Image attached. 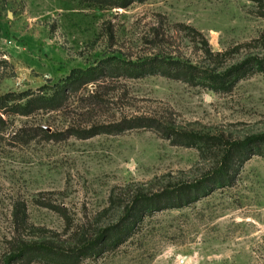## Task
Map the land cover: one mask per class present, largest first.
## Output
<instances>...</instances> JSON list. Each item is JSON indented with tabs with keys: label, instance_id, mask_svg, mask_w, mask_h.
I'll return each mask as SVG.
<instances>
[{
	"label": "rangeland",
	"instance_id": "rangeland-1",
	"mask_svg": "<svg viewBox=\"0 0 264 264\" xmlns=\"http://www.w3.org/2000/svg\"><path fill=\"white\" fill-rule=\"evenodd\" d=\"M157 55L264 59V0H0V264L21 242L66 253L30 264H264V144L213 173L264 134V70L216 92L123 69ZM139 117L171 136L81 135Z\"/></svg>",
	"mask_w": 264,
	"mask_h": 264
},
{
	"label": "trees",
	"instance_id": "trees-1",
	"mask_svg": "<svg viewBox=\"0 0 264 264\" xmlns=\"http://www.w3.org/2000/svg\"><path fill=\"white\" fill-rule=\"evenodd\" d=\"M123 69L127 73L133 75L132 77H145L154 74H162L173 79H181L193 86L205 87L216 92H226L233 88L237 82L242 80L247 75L248 71L254 69L258 71L264 70V59L254 56L248 57L238 64L228 67L224 71H218L214 68L194 64L189 60L157 55L136 62L125 63ZM75 72L76 70L73 69L68 78L72 77ZM0 100H2L1 97ZM1 123H3V119L0 117V124ZM140 127H154L159 129L166 136H171V134L167 132L168 128L161 125L159 121L144 117L134 118L130 122L124 121L115 125H107L103 128H90L84 130L81 135L83 138H89L101 133L119 134L126 130ZM188 136L195 143H199L202 139V136L196 134H188ZM259 143L264 144V134H255L244 140H234L229 142L226 155L222 158L220 165L213 171V173L217 176L227 175L228 172L225 170V164L227 163V158L225 157H227V154L232 150H244L250 145ZM205 182L206 180H202L199 183L204 184ZM128 215L129 211L126 216ZM117 226V224L113 225L111 229H114ZM119 242L120 240L114 241L115 245L119 244ZM34 254L47 255L43 260L48 261V263H60L50 256L54 254L65 255L66 253L64 250L49 243L21 242L17 248L10 251L2 258V263L17 264L25 262L30 264L31 256Z\"/></svg>",
	"mask_w": 264,
	"mask_h": 264
}]
</instances>
